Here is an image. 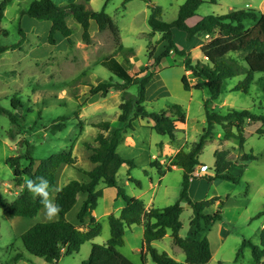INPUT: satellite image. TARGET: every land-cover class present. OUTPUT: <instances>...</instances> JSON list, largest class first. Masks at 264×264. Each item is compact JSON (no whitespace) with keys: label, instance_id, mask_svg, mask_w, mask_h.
<instances>
[{"label":"rangeland","instance_id":"374dc122","mask_svg":"<svg viewBox=\"0 0 264 264\" xmlns=\"http://www.w3.org/2000/svg\"><path fill=\"white\" fill-rule=\"evenodd\" d=\"M3 1L0 0V4ZM34 1L40 0H14L7 6L0 23V28L8 33L7 36H0L2 47H12L22 39L20 28L26 34L22 49H10L0 53V106L19 118V123L13 125L8 115H0V199L9 202H13L14 198L23 192L26 178L21 180V184H17L13 171L6 161L11 157L24 155L27 151L26 143L34 149L33 157L37 160V166L39 161L53 155L72 152L77 160V167L89 171L94 167L90 160L92 155L90 149L97 146L96 137L100 132L96 125L110 122L113 128L125 127L118 120L121 114L120 105L123 103L121 90H111L106 97L91 94V88L102 83L122 84L118 78L100 66V61L116 50L111 32H100L93 23L91 41L86 43L82 38V27L69 16L67 22L73 32L72 43L58 35L57 44L51 46L47 39L52 23L23 15ZM125 1L53 0L59 7L81 4L92 11H101L105 8V12L119 27L122 45L129 49L119 52L117 59L132 75L140 74L142 78L151 72L157 73L161 66L154 68V60L150 58V53L160 56L167 44L159 43L162 37L160 33L152 35L148 22L151 15L149 6L140 0H133L124 5ZM201 1L202 5L196 15L202 18L226 15L231 10L252 8L259 11L264 2V0H216L215 3L212 0ZM185 2L186 0H154V4L162 8V19L166 22L176 20L179 8ZM174 35L179 49L190 53L194 62L206 63L200 49H189L190 42L185 33L175 29ZM172 53L173 51L170 53L171 57L165 60L161 74L167 87H163L161 79H154L144 105L149 112L154 113L166 111L175 104L183 106L187 115V126L178 125L179 132L172 144L175 142L174 148L182 147L189 151L193 144L199 141L207 126L205 104L210 100L211 94L208 88H203L193 90L192 98L185 99L181 83L184 75L182 66L184 58ZM236 57L241 58L240 55ZM242 65L247 67L245 63ZM244 79L245 75H240L224 82L220 98L214 101L210 108L222 115L244 110L264 115V73L255 74L248 93L233 91ZM137 92L136 86H131L128 90L131 96H136ZM59 118L68 119L67 127L53 135L49 129ZM139 121V119L133 121L134 130H126L125 133L134 137V146L122 145L118 148L120 156L135 163L132 169L128 166L120 169L118 185L129 196L140 197L146 204H149L153 197L155 208H166L174 205L180 198L183 171L175 168L167 172L163 188H155L162 176L157 167L151 166V162H159L160 169L166 172L176 154L152 160L154 155H161V142L166 143L170 140L167 136L158 135L147 125H141ZM260 128L261 123L246 125V145L241 148L237 139L225 141L222 127L217 126L214 137L200 155V166L209 168V171L191 184L190 198L193 202L222 198L221 201L224 202L222 221L207 231L215 252L209 264H255L250 249H245L238 261L236 255L245 239L260 245V227L264 222V216L256 218L264 211V136L257 134ZM11 131L14 138L11 137ZM216 151H228L227 160L233 165L230 172L240 176L238 184L227 181L210 184L206 180L216 174L214 156ZM170 153L172 155L173 152ZM245 154H252L256 159L243 162L242 157ZM27 165V161H22L23 167ZM196 170L199 172L200 167ZM130 178L139 181L141 187L130 182ZM151 179L154 180L152 184ZM73 180L86 182L87 177L77 169L63 166L58 174L53 200L55 194ZM98 193L99 203L94 214L103 226L102 234L95 241L84 244L78 254L66 256L57 264H82L88 260L94 244L105 245L111 237L109 216L106 213L115 214V206L123 201L117 197L115 189L103 184L98 187ZM84 199V196L79 197L76 208L69 216L70 221L77 223L76 214ZM218 208L220 205L216 204L206 213L213 214ZM192 217V209L185 205L181 216L183 229L180 232V236L185 240H190L194 231L191 226ZM46 222L52 221L45 219L43 209L34 218H11L6 210L0 208V264H48L44 259L30 255L20 239L32 226ZM220 225L224 229L223 234ZM138 231H140L138 226L126 229L125 246L120 248V252L134 264H143L141 253L138 252L143 237ZM156 249L167 252L171 257L172 249H176L180 251L182 262H185V254L174 244L170 232ZM18 255L20 258L16 261ZM147 264L155 263L149 258Z\"/></svg>","mask_w":264,"mask_h":264},{"label":"trees","instance_id":"16d2710c","mask_svg":"<svg viewBox=\"0 0 264 264\" xmlns=\"http://www.w3.org/2000/svg\"><path fill=\"white\" fill-rule=\"evenodd\" d=\"M14 0H4L0 4V23L4 18L5 10ZM109 1V0H108ZM133 0H126L124 5ZM145 2L151 10L149 25L152 35H162L159 43L166 42L167 46L160 56L150 53L154 60V68L160 66L162 61L170 56L173 51L178 57L184 58L183 68L191 72L192 76L201 82L191 86L188 78H182L185 91L201 90L208 88L211 98L205 104V115L207 126L203 130L198 142L193 144L191 150H180L170 161L164 172L157 161L151 162L152 167H157L163 177L174 167L183 170L182 191L179 200L171 206L163 209H148L143 200L129 196L126 191L118 185V173L123 166L130 169L135 163L126 160L118 153V147L123 141L126 130H134L133 121L142 119L152 124L151 129L158 135L168 136L171 141L176 139L178 125H185L187 115L182 105L175 104L168 110L160 113L149 112L145 107L147 87L151 84L156 73L140 77V74L132 75L123 64L117 59V54L123 50L119 27L114 20L105 12L88 10L81 4H70L66 7H59L53 0L34 1L24 16L34 20L50 21L52 26L48 35V44L55 46L57 37L63 38L72 43V29L67 19L72 16L82 27V38L86 43L91 41V24L94 22L100 32L110 31L116 50L113 54L104 57L100 66L108 70L113 76L122 82L121 85L102 83L91 88V94H101L106 97L111 90L123 92V103L120 105L121 114L119 122L124 128H113L110 122H102L96 125L100 132L96 137L97 146L91 148L90 160L94 167L83 170L77 167V160L72 152H63L51 156L48 159L39 161L33 157L34 149L26 143L27 151L24 155L11 157L6 164L12 169L14 181L21 184L23 178L36 179L44 177L49 181L50 192L57 187L59 171L63 166L77 169L87 177L86 182L73 180L55 194L54 202L61 208L58 219L52 222L39 223L29 228L21 235V241L25 250L32 256L44 259L48 264H57L62 258L72 256L80 252L81 247L96 238L103 231L102 224L97 220L94 212L99 203L98 187L103 184L108 188L117 191V197L122 199L124 208L119 215L111 214L108 217L111 237L105 245L94 244L87 261L82 264H134L129 258L120 252L125 246L126 229L134 225L144 227L143 248L141 251L142 263L145 264L147 256H150L155 264H209L212 260L211 244L208 238L199 240L202 232L210 226L223 219L222 206L224 202L220 198H213L201 202H193L190 198V177L200 165V155L207 143L214 137L215 128L221 126L224 131V140L237 139L240 147L246 144V125L261 123L262 128L257 130L259 136H264V115H256L251 111H231L226 115L218 114L210 108V105L218 100L223 92V84L228 79L245 75V79L234 87L233 91L248 93L254 81L256 73H264V14L254 9L233 10L226 15H210L200 20L198 24L190 27L187 21L196 16L202 5L201 0H187L180 7L178 17L174 22H165L162 19V8L154 4V0H140ZM213 3L216 0H212ZM173 29L186 33L188 41L195 38L209 35L211 40L201 47L206 58V63L194 62L191 55L180 50L173 35ZM7 31L0 28V36H7ZM22 39L12 47H2L0 53L8 50H20L26 39V34L20 28ZM240 55L241 58H237ZM245 63L247 67L242 65ZM131 86L138 89L136 96H131L128 90ZM14 109L16 105L13 101ZM0 115H8L13 125L19 123L15 114L6 111L0 106ZM67 118H59L51 127L50 132L56 135L66 127ZM11 137L14 138L13 131ZM215 176L208 177V181H227L238 184L240 176L231 174V162L227 160L228 151H216L215 154ZM256 159L252 154L243 155L242 161ZM22 161H27L26 167ZM130 182L141 187V183L133 178ZM79 196L85 199L76 214L77 223L68 219V215L74 211L78 204ZM219 203L220 208L213 214L206 211ZM189 206L193 211L191 219L192 239L185 240L180 236L183 229L181 216L184 206ZM0 208L8 212L11 218H34L43 209L40 198L30 193L24 183L23 192L13 201L0 199ZM264 216V211L256 218ZM171 233L174 244L182 249L186 256L185 263L179 262L166 252H160L153 243L163 240L168 233ZM245 249L252 252L255 264H264V229L260 234V245L254 244L251 240H243L242 246L236 255L238 261ZM20 256L16 257L18 261Z\"/></svg>","mask_w":264,"mask_h":264},{"label":"crops","instance_id":"0c3cea01","mask_svg":"<svg viewBox=\"0 0 264 264\" xmlns=\"http://www.w3.org/2000/svg\"><path fill=\"white\" fill-rule=\"evenodd\" d=\"M187 1V0H186ZM130 3V2H129ZM186 3V2H185ZM184 3V4H185ZM183 4V5H184ZM182 5V6H183ZM252 7V6H251ZM252 9V8H251ZM179 10H180V8H179ZM231 11H233V10H231ZM230 11V12H231ZM261 13H263L264 14V2L261 4V8H260V10H259ZM178 13H179V11H178ZM177 17H178V15H177ZM177 19V18H176ZM202 19V17H199V16H194V17H192V18H190L188 21H187V24L190 26V27H193V26H195L196 24H198L199 22H200V20ZM175 21V20H174ZM173 21V22H174ZM166 22V21H165ZM93 23L94 22H92V24H91V29L93 28ZM169 23H171V22H169ZM96 27H97V25H96ZM97 29H98V27H97ZM174 30L175 29H173V35H174ZM177 30V29H176ZM180 32H182V31H180ZM184 33V32H183ZM185 35H186V33H185ZM174 38H175V35H174ZM187 38V37H186ZM211 40V37L209 36V35H203L202 37H198V38H195L194 40H192V41H189L190 43L188 44V46H189V49L190 50H195V49H200L201 50V47L205 44V43H207V42H209ZM175 41V40H174ZM163 43H166V42H163ZM176 43V42H175ZM167 44V43H166ZM177 45V44H176ZM178 47V46H177ZM123 50H129V49H126L125 47H124V45H123ZM180 50H182V49H180ZM184 51H186V50H184ZM187 52V51H186ZM202 52V51H201ZM174 53V52H173ZM172 53V54H173ZM188 53V52H187ZM188 54H190V53H188ZM191 55V54H190ZM171 57V56H170ZM167 59V58H166ZM166 59H164L163 61H162V63L160 64V68L157 70V73H156V75L154 76V79L156 80V79H161L162 80V84H163V87L165 88V87H167V83H165L164 82V79H162L161 77V74H162V71H163V69H164V63H165V60ZM199 60V59H198ZM204 60L206 61V58L204 57ZM159 67V66H158ZM183 70H184V75L182 76V78L184 77V76H186L187 78H188V81H189V83H190V85L191 86H195V85H197L198 83H200L201 81L199 80V79H196V78H194L193 76H192V74H191V72H188V71H186L184 68H183ZM182 78H181V83H182ZM154 79H153V81L151 82V84L152 83H154ZM150 84V85H151ZM169 84V83H168ZM150 85L147 87V92H146V101H147V98H148V90H149V87H150ZM166 91H168V89H166ZM185 91V90H184ZM193 91V90H192ZM192 91H185L184 92V97H185V99H187V100H190L191 98H192ZM166 93V92H165ZM140 121L139 122H141L140 124L141 125H143V124H145V125H147L148 127H150L151 128V126H152V124H149L147 121H143L142 119H139ZM207 123V122H206ZM134 126H135V122H134ZM186 126H187V123H186ZM178 132H179V130H178ZM125 135L126 134H124V138H123V141H122V143L120 144V146H122V145H124V146H134V144H135V139H134V137L133 136H131V135H129V136H127L126 138H125ZM168 137V136H167ZM224 138V137H223ZM169 142H166V143H164V142H161V146H162V152H161V155H159V156H156V155H154L153 157H152V160H154V159H159L160 158V156L161 157H172V156H174L175 154H177V152H179L180 150H182V147H178V148H174V144H175V142H174V144H172V141H171V139L169 138ZM226 141V140H225ZM159 145V144H158ZM246 145V144H245ZM119 146V147H120ZM118 147V148H119ZM170 152H173L172 153V155H171V153ZM159 157V158H158ZM198 167H200V169L203 167V165L202 166H198ZM175 168H177V167H174L173 169H175ZM172 169V170H173ZM181 169V168H180ZM197 169V168H196ZM182 170V169H181ZM183 171V170H182ZM197 171V170H196ZM231 171V170H230ZM166 177H167V173L163 176V177H161L159 180H158V183L159 184H156L155 185V188H157V189H160L161 187L163 188V183H164V180L166 179ZM207 180V179H206ZM151 181V184L154 182V180L153 179H151L150 180ZM196 182V180L194 181V182H192L193 184ZM210 184H214V183H217V181L216 182H210V181H208ZM191 183V184H192ZM191 187L192 186H190V190H191ZM117 192V191H116ZM18 197V196H17ZM17 197H15L14 199H16ZM80 197V196H79ZM139 199H141L140 197H138ZM79 199V198H78ZM220 199H222V198H220ZM54 200H55V197H54ZM142 200V199H141ZM117 201V200H116ZM144 201V200H143ZM145 202V201H144ZM154 202V198L152 197L151 199H150V203L149 204H146V207L148 208V209H151V208H155V204L153 203ZM117 203V202H116ZM216 204H218V206H219V203H216ZM124 203H117V205L115 206V214L116 215H119L120 213H121V211H122V209L124 208ZM159 209H163V208H159ZM71 214V213H70ZM70 214L68 215V219H69V216H70ZM95 215V214H94ZM106 215L107 216H110V212H107L106 213ZM58 219V218H57ZM56 219V220H57ZM70 220V219H69ZM98 220V219H97ZM55 221V220H54ZM222 221V220H221ZM220 221H218V222H216V223H219ZM215 223V224H216ZM214 225V224H213ZM212 225V226H213ZM137 225H134V226H132L130 229H133L134 227H136ZM221 226V225H220ZM139 227V230L140 231H138L139 232V235L141 236V237H143L144 236V227H142V226H138ZM211 227V226H210ZM209 227V228H210ZM208 228V229H209ZM208 229H206L204 232H202L201 233V235L199 236V240L201 241V240H203L204 238H208L209 239V237H208V235H207V231H208ZM220 229H221V233L223 234V231H224V229H223V227L221 226L220 227ZM260 229H261V231L264 229V222L261 224V227H260ZM227 234H228V232H227ZM168 235H169V233H168ZM168 235L166 236V237H168ZM126 237V236H125ZM165 237V238H166ZM164 238V239H165ZM97 239V238H96ZM95 239V240H96ZM110 239V238H109ZM163 239V240H164ZM191 239H192V233H191ZM95 240H93V241H95ZM163 240H161V241H157V242H154L153 243V247H158V244L159 243H161ZM92 241V242H93ZM174 242V241H173ZM210 242H211V240H210ZM211 244V243H210ZM259 244H260V240H259ZM93 247V246H92ZM142 248H143V241H142V245H141V249H139L138 250V252H140L141 253V251H142ZM211 250H212V260H213V258H214V255H215V252H214V250H213V246H212V244H211ZM167 253V252H166ZM172 257L174 258V259H176L177 261H179V262H182V260H181V256H180V251H177L176 249H172ZM170 255V254H169ZM149 258H151L150 256H147L146 257V260H145V264H147V261H148V259ZM185 260H186V256H185ZM211 260V261H212ZM210 261V262H211ZM182 263H185V262H182Z\"/></svg>","mask_w":264,"mask_h":264},{"label":"clouds","instance_id":"9594fccd","mask_svg":"<svg viewBox=\"0 0 264 264\" xmlns=\"http://www.w3.org/2000/svg\"><path fill=\"white\" fill-rule=\"evenodd\" d=\"M24 183L30 193L40 198L45 219L54 221L60 214L61 208L52 198L49 181L44 177H37L36 179L28 178Z\"/></svg>","mask_w":264,"mask_h":264},{"label":"built area","instance_id":"2783aa9c","mask_svg":"<svg viewBox=\"0 0 264 264\" xmlns=\"http://www.w3.org/2000/svg\"><path fill=\"white\" fill-rule=\"evenodd\" d=\"M209 168H201L200 171H196L193 173V175L190 177V182H194L196 179L201 178L203 176V173H208Z\"/></svg>","mask_w":264,"mask_h":264}]
</instances>
